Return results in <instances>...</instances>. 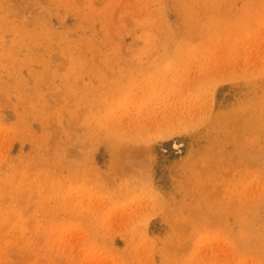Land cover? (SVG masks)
I'll return each mask as SVG.
<instances>
[{"label": "rangeland", "instance_id": "rangeland-1", "mask_svg": "<svg viewBox=\"0 0 264 264\" xmlns=\"http://www.w3.org/2000/svg\"><path fill=\"white\" fill-rule=\"evenodd\" d=\"M0 264H264V0H0Z\"/></svg>", "mask_w": 264, "mask_h": 264}, {"label": "bare ground", "instance_id": "bare-ground-1", "mask_svg": "<svg viewBox=\"0 0 264 264\" xmlns=\"http://www.w3.org/2000/svg\"><path fill=\"white\" fill-rule=\"evenodd\" d=\"M68 50H69V49H68ZM65 52H66V51H65ZM66 53H67V52H66ZM72 58H73V57H72ZM212 63H213V62H212ZM216 69H217V68H216ZM211 74H212V73H211ZM65 75H66V74H65ZM215 77H216V76H215ZM219 79H220V78H219ZM50 93H51V92H50ZM51 94H52V93H51ZM56 95H57V94H56ZM52 98H55V96L52 97ZM49 104H50V103H49ZM49 104H48V105H49ZM149 113H150V112H149ZM169 116H170V115H169ZM169 116H168V118H169ZM174 118H175V117H174ZM158 119H159V118H158ZM157 121H158V120H157ZM56 122H57V121H56ZM63 122H64V121H63ZM151 122H152V121H151ZM151 122H150V123H151ZM153 122H154V121H153ZM155 122H156V121H155ZM160 122H161V121H160ZM162 122H163V119H162ZM170 122H172V121H170ZM173 122H174V120H173ZM168 123H169V121H168ZM153 124H154V123H153ZM155 124H156V123H155ZM157 124H159V122H158ZM161 124H163V123H161ZM48 125H49V124H48ZM145 125H146V123H145ZM145 125H143V126L141 125V127H144ZM148 125H149V124H148ZM164 125H165V124H164ZM166 125H169V124H166ZM146 126H147V125H146ZM156 126H159V125H156ZM136 127H137V126H136ZM152 127H154V125H152L150 129H152ZM144 128H145V127H144ZM147 128H148V127H147ZM150 129H149V130H150ZM134 130L137 131V129H134ZM136 131H135V132H136ZM61 135H62V134H61ZM136 137H137V136H136ZM52 140H53V141H56L57 139H55V140L52 139ZM53 141H52V142H53ZM57 141H59V140H57ZM57 141H56V142H57ZM74 149H75V148H74ZM67 154H68V152H67ZM60 156H61V155H60ZM71 157H72V156H71ZM69 175H71V174H69Z\"/></svg>", "mask_w": 264, "mask_h": 264}]
</instances>
